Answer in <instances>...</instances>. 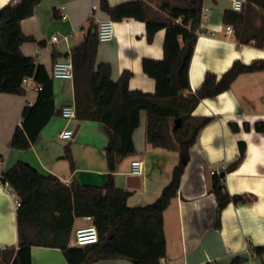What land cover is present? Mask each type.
Returning <instances> with one entry per match:
<instances>
[{"label":"crops","instance_id":"crops-1","mask_svg":"<svg viewBox=\"0 0 264 264\" xmlns=\"http://www.w3.org/2000/svg\"><path fill=\"white\" fill-rule=\"evenodd\" d=\"M12 0H0V8ZM16 1V0H13ZM117 6L133 0H108ZM233 0H204L199 37L190 64V85L195 92L204 82L207 72L221 76L237 59L250 63L264 58V48L240 43L235 32H227L226 10H234ZM97 5L96 9H93ZM97 23L111 19L101 8V0H40L34 13L22 20V31L35 38L24 42L22 51L45 65L54 83V112L42 128L36 142L28 149H15L12 138L23 123L26 106H33L39 97L36 87L22 94L0 92V179L3 170L25 161L44 174H53L66 184L80 182L101 185L108 180L106 148L109 136L103 124L96 120L66 119L61 108L74 103L73 79L54 78V62L71 55L75 46L88 32L89 19ZM115 36L100 42L97 62L112 66V78L120 79L124 70L133 72L129 86L153 93L156 81L143 70L144 58L164 56L165 30H159L153 41L146 36L144 22L127 18L114 21ZM53 36H58L53 41ZM39 84V83H37ZM41 85V84H39ZM193 115L210 116L211 121L199 132L190 147L189 158L181 178L179 191L164 211L167 252L163 264H264V132L255 128L264 121V71L242 73L230 89L215 97L203 98L193 109ZM232 123L239 126L238 130ZM250 125V129L245 128ZM147 113L134 131L136 152L122 160L115 172L118 187L131 191L130 206L153 202L171 181L180 161L176 151L153 147L146 138ZM73 129L71 139H63L64 129ZM245 153L239 165L230 170ZM71 149L74 167L66 158ZM141 159L144 172L131 174V162ZM225 168L220 170V166ZM218 171H220L218 173ZM225 171L224 186L232 195H242L245 201L228 203L219 211L211 190L214 174ZM133 177V178H132ZM132 185L137 187H131ZM14 198L0 185V248H19L18 217ZM90 216L76 217L70 246L78 227L93 223ZM32 264H68L61 248L33 246ZM91 264H134L126 258L100 259Z\"/></svg>","mask_w":264,"mask_h":264},{"label":"trees","instance_id":"trees-1","mask_svg":"<svg viewBox=\"0 0 264 264\" xmlns=\"http://www.w3.org/2000/svg\"><path fill=\"white\" fill-rule=\"evenodd\" d=\"M39 1L12 0L0 8V92L24 93L23 80L32 75L43 86L37 102L24 109L22 126L11 141L15 149L30 148L54 112L53 78L45 65L36 63L21 49L24 42L35 40L22 31L21 22L34 13ZM101 8L114 21L133 18L144 22L149 42L159 30H165L163 58L142 61L144 72L155 79L156 89L153 93L131 89L132 71L124 70L115 81L111 64L97 62L99 24L90 18L84 40L71 52L74 102L78 119L99 121L108 133V180L101 185L66 184L25 161L3 170L1 179L13 185L21 206L17 209L19 248H0V264H32L33 246L61 248L68 264L116 258H126L134 264H163L167 252L164 211L178 194L190 147L212 119L193 115V109L203 98L230 89L240 74L264 71V58L250 63L237 59L221 76L207 72L203 84L192 92L190 64L200 33L204 0H133L117 6L101 0ZM224 22L232 25L240 43L264 48V0H246L241 11L226 10ZM143 111L147 113V142L178 152L180 161L156 200L130 206L131 191L116 185L115 172L124 158L136 152L134 131ZM232 127L239 129L235 123ZM245 128L250 129V125L245 124ZM255 128L264 132V121H257ZM244 153L242 143L240 156L230 170L239 165ZM66 158L74 167L69 147ZM224 180L221 174H214L212 179L211 190L219 211L231 201H245L242 195L230 194ZM82 216L93 218L99 241L84 247L70 246L75 218ZM263 251L262 247H254L258 254ZM242 260L238 257L233 264Z\"/></svg>","mask_w":264,"mask_h":264},{"label":"built area","instance_id":"built-area-1","mask_svg":"<svg viewBox=\"0 0 264 264\" xmlns=\"http://www.w3.org/2000/svg\"><path fill=\"white\" fill-rule=\"evenodd\" d=\"M246 0H233L232 6L236 11H241L245 6ZM97 5H94L93 9H96ZM227 32L232 33L234 31L232 25H226ZM201 31V30H200ZM115 36L114 22L112 19H106L99 22V40L100 42L111 41ZM58 36H53V41H57ZM52 76L54 78L73 79L74 77V64L71 55L65 59L54 62L52 67ZM23 84L27 89L36 87L41 90L42 85L37 84L35 77L27 76L23 80ZM62 116L66 119H72L76 117V107L74 103H68L62 107ZM60 136L63 139H71L74 136L73 129H64ZM0 165H3V161L0 160ZM225 166L221 165L220 170ZM144 172V163L141 159H134L131 162V174L141 176ZM220 171H218L219 173ZM0 185L9 192L14 198L15 207L21 206V201L18 198L15 188L8 181L0 179ZM99 241V231L94 223L86 226L78 227L75 230L72 240V246L84 247L89 244H93Z\"/></svg>","mask_w":264,"mask_h":264},{"label":"water","instance_id":"water-1","mask_svg":"<svg viewBox=\"0 0 264 264\" xmlns=\"http://www.w3.org/2000/svg\"><path fill=\"white\" fill-rule=\"evenodd\" d=\"M61 111H62V108H61ZM221 175H222V176H225V171H223V172L221 173ZM132 178H133V177H132ZM139 178H140V176H139ZM131 187H137V186L132 185Z\"/></svg>","mask_w":264,"mask_h":264}]
</instances>
